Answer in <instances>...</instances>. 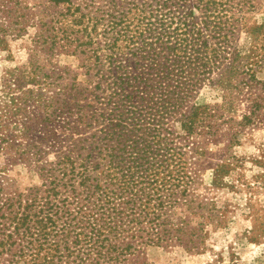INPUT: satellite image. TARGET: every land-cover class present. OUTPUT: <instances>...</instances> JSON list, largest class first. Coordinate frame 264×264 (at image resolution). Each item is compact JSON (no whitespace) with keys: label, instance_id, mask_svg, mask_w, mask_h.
Returning a JSON list of instances; mask_svg holds the SVG:
<instances>
[{"label":"trees","instance_id":"obj_1","mask_svg":"<svg viewBox=\"0 0 264 264\" xmlns=\"http://www.w3.org/2000/svg\"><path fill=\"white\" fill-rule=\"evenodd\" d=\"M49 2L66 13L40 20L22 14L19 0H0V33L36 28L47 52L81 56L95 86L63 84L73 79L66 70L33 61L5 80L0 155L34 164L42 184L10 193L0 176V263L146 264L149 248L199 252L223 216L197 194L198 162L211 141L237 143L222 111L244 95L250 112L238 125L264 111L254 63L231 50L246 1ZM250 32L259 37L264 23ZM205 82L222 92L221 106L192 104ZM50 86L58 92L49 95ZM226 167L214 170L213 185Z\"/></svg>","mask_w":264,"mask_h":264},{"label":"rangeland","instance_id":"obj_2","mask_svg":"<svg viewBox=\"0 0 264 264\" xmlns=\"http://www.w3.org/2000/svg\"><path fill=\"white\" fill-rule=\"evenodd\" d=\"M19 1L23 7L22 14L30 16L35 13L40 20H49L56 12L66 13L67 5L53 8L49 0ZM245 1L243 10L237 14L239 21L236 23L231 50L234 54L241 53L242 57H248L247 61L254 63L253 71L257 80L264 82V33L259 37L250 34V28L264 23V0ZM36 33L37 29L33 27H29L21 36L13 34L5 38L0 33V101L5 99L9 91L4 85L8 76L29 69L31 61L48 69L56 66L64 69L73 79L63 84L74 83L93 91L95 83L88 84L86 69L81 68L83 58L57 52L56 49L47 52L39 44ZM49 81L54 86L62 83ZM46 92L53 95L58 89L50 86ZM222 96L219 89L205 82L192 104L221 106ZM84 97L88 98L85 104L96 105L94 95L83 93L81 101ZM241 99L230 112L222 111L224 119L234 120L235 128L239 131L237 143L235 141L229 146L228 139L223 138L211 141L198 162L201 175L197 194L213 203L215 213L223 216L221 224L207 228L206 242L199 252H188L178 247L168 250L149 248L146 264H264V111L261 119L256 118L253 124L243 127L238 125L243 116L250 112L247 96ZM55 123L54 119L48 123L49 130ZM176 129L178 131V126ZM226 130L227 126L224 125L221 132ZM45 159V164L51 163L55 160V154L52 152ZM218 165H226L227 173L218 181V185H213L214 170ZM34 167V164L10 163L5 156L0 155V176L4 178L6 191L23 193L41 186L40 174ZM0 264L9 263L3 260Z\"/></svg>","mask_w":264,"mask_h":264}]
</instances>
